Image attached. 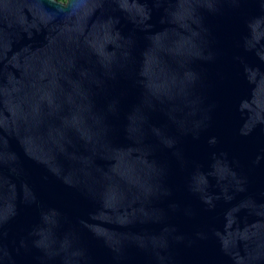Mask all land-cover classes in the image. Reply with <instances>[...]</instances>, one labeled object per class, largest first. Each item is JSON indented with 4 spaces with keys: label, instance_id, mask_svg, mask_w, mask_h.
<instances>
[{
    "label": "water",
    "instance_id": "1",
    "mask_svg": "<svg viewBox=\"0 0 264 264\" xmlns=\"http://www.w3.org/2000/svg\"><path fill=\"white\" fill-rule=\"evenodd\" d=\"M0 264H264V0H0Z\"/></svg>",
    "mask_w": 264,
    "mask_h": 264
}]
</instances>
